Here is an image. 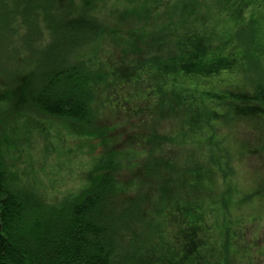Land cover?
<instances>
[{
    "label": "trees",
    "instance_id": "16d2710c",
    "mask_svg": "<svg viewBox=\"0 0 264 264\" xmlns=\"http://www.w3.org/2000/svg\"><path fill=\"white\" fill-rule=\"evenodd\" d=\"M263 8L0 0V264H257L240 217L264 216L243 211L235 162L264 156ZM49 121L100 146L52 197L16 167Z\"/></svg>",
    "mask_w": 264,
    "mask_h": 264
},
{
    "label": "rangeland",
    "instance_id": "374dc122",
    "mask_svg": "<svg viewBox=\"0 0 264 264\" xmlns=\"http://www.w3.org/2000/svg\"><path fill=\"white\" fill-rule=\"evenodd\" d=\"M264 9V8H263ZM243 83H237L241 87ZM107 120L100 122L107 127L112 126L113 122H123L125 116L118 118L115 114L107 112ZM136 119L130 120L128 124H122L114 131L116 142L120 137L126 138L129 134L135 136ZM51 121H49L50 123ZM42 124L39 129H35L31 137L29 146H24L19 153L17 170L22 178V185L28 190H38L46 196H56V192H65L81 184L82 175L92 160L100 151L98 141H92L91 147L87 142L76 137L75 132H68L61 123L57 121L50 124ZM51 125V126H50ZM238 138L244 137L243 133L235 131ZM76 134V133H75ZM108 135L111 134L108 131ZM83 142H85L83 144ZM122 142L120 144H124ZM232 150H235V142H232ZM117 144H119L117 142ZM231 144V142H230ZM237 184L243 189V194L248 195L241 205L246 208L243 211H261L264 216V156L258 155L242 157L236 160ZM240 183V185H239ZM58 196V195H57ZM246 201V203H245ZM240 217L242 225L247 232V240L250 242L252 233L256 232V246L254 248L257 264H264V254L258 250L264 245V223H249L256 215L248 212ZM253 222V221H252ZM259 222V220H255ZM264 222V221H263ZM259 225V226H258Z\"/></svg>",
    "mask_w": 264,
    "mask_h": 264
}]
</instances>
